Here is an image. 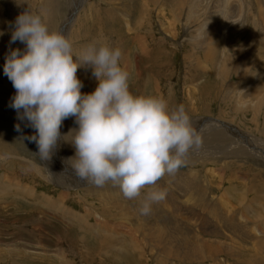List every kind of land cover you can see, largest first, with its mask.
I'll use <instances>...</instances> for the list:
<instances>
[{"label":"rangeland","instance_id":"374dc122","mask_svg":"<svg viewBox=\"0 0 264 264\" xmlns=\"http://www.w3.org/2000/svg\"><path fill=\"white\" fill-rule=\"evenodd\" d=\"M69 1L0 0V156L9 157L0 160V264H264V159L257 154L242 150L227 155L237 150L222 153L224 142L205 143V152L212 154L202 160L189 154L188 164L170 175L172 179L165 180V174L157 182L166 196L156 203L158 208L152 206L149 216L139 214V197L127 200L120 193L114 198L122 200L112 205L104 195H87L83 187L68 184V190L60 189L48 181L46 164H63L57 155L49 161L34 155L38 149L24 137L35 133L10 107L15 89L3 66L10 50L25 47L19 41L10 43L11 25L19 15L41 14L49 31H58L70 18ZM124 1L127 15L112 11L113 16L105 14L107 6L99 0L84 2L65 36L73 54L97 40L118 47L133 95L163 96L170 110L182 104L192 124L208 126V133L216 129L211 122L219 121L264 144V0L111 4L123 9ZM242 60L244 68L237 71ZM76 76L82 94L87 85L95 90L90 67L78 68ZM142 85L147 86L144 92ZM69 118L76 128L74 118ZM181 180H190L189 189ZM201 188L204 197L199 195ZM149 190L143 188L141 195ZM197 201L216 216L197 207ZM164 216L174 219L159 227L149 219Z\"/></svg>","mask_w":264,"mask_h":264},{"label":"clouds","instance_id":"9594fccd","mask_svg":"<svg viewBox=\"0 0 264 264\" xmlns=\"http://www.w3.org/2000/svg\"><path fill=\"white\" fill-rule=\"evenodd\" d=\"M11 27L10 43L19 41L25 47L10 50L3 72L15 89L10 107L35 130L24 137L36 144L34 155L46 161L58 141L70 143L75 154L68 160L75 176L95 187H118L127 200L141 197L148 187L138 212L149 216L152 206L166 196L157 182L186 166L190 150H199L203 143L184 106L170 110L163 96L133 95L118 47L97 40L74 55L67 37L49 31L42 15L29 11ZM85 66L97 81L89 94L81 93L76 76ZM69 117L77 127L62 136L60 128ZM15 128L21 131L18 124Z\"/></svg>","mask_w":264,"mask_h":264},{"label":"bare ground","instance_id":"6f19581e","mask_svg":"<svg viewBox=\"0 0 264 264\" xmlns=\"http://www.w3.org/2000/svg\"><path fill=\"white\" fill-rule=\"evenodd\" d=\"M86 0H70L69 1V5L70 6H68V7H70L68 10H69V13H70V18L68 19V21L67 22H64L63 21V24H62V26L61 27H59V29H58V31L59 32H61L64 36H66V34H67V32L68 31H70V28L72 27V25H74L75 24V20H74V17L76 16V15H78L79 13V11L78 10H80V9H82V7H83V5L85 4L84 2H85ZM100 2H101V4H104V5H106L107 6V9H108V12L107 13H105L106 15L107 14H111L112 16L114 15L113 14V12L112 11H114L115 13H117L118 15H123V14H125V15H127V13H128V11H126V10H128V7L125 5V2L126 1H124L123 2V5H124V7L125 8H121L122 6H121V4H119V6H118V4H111V1L112 0H99ZM108 1V2H107ZM150 1H152L153 2V0H150ZM55 7L56 8H58L59 6H58V4H56L55 5ZM88 7V6H87ZM86 7V8H87ZM198 7V6H197ZM194 8V7H193ZM44 9V8H43ZM197 9V8H196ZM143 12H145V11H143ZM68 13V12H67ZM97 14V13H96ZM146 14V13H145ZM145 14H144V16H145ZM88 19V18H87ZM94 19V17L92 18V20ZM122 19V18H121ZM123 19H126V17L125 18H123ZM77 20H78V16H77ZM126 23H127V21H126ZM77 24V23H76ZM82 25V24H81ZM86 25V23L84 24V25H82V26H85ZM210 28V27H209ZM120 34V33H119ZM138 40V39H137ZM140 42V41H139ZM141 50L142 51H144V47H143V45H141ZM255 52H257V51H255ZM143 53V52H142ZM248 53V52H247ZM254 53V52H253ZM249 56H250V53H249ZM248 57L246 56L245 57V61L246 60H248L247 59ZM250 58V57H249ZM243 61V62H242ZM241 62L239 61V63H238V66L240 67L241 65H245V61L244 60H242ZM239 67H237L238 68V70L237 71H240V70H242V68H244V66H241L240 67V69H239ZM244 70V69H243ZM254 70V69H253ZM247 72V71H246ZM245 72V73H246ZM259 73V75L261 76V73L260 72H258ZM139 74V76H140V73H138ZM251 75V74H250ZM138 76V77H139ZM250 77V76H249ZM245 79V78H244ZM253 79H255V77L253 78ZM259 79V78H258ZM242 82H243V80H242ZM252 83L254 84V82L252 81ZM262 84H264V83H261V85ZM85 86V85H84ZM94 85H87V86H85L84 87V90H83V92H84V94H89V93H92V90L94 89V87H93ZM143 86V87H142ZM141 87V89H142V92H144L146 89H147V86L146 85H142ZM258 85H252V87H254L253 89H255L256 90V92H258V95H260L259 94V89H258V87H257ZM136 87V86H135ZM138 87V86H137ZM89 89V93L87 92V89ZM206 88V87H205ZM137 89H139V88H137ZM136 89V90H137ZM246 89H249V88H246ZM264 89V85H263V87H262V89L261 90H263ZM144 90V91H143ZM155 91H156V87H155ZM158 91V90H157ZM156 91V93L158 94V92ZM264 91V90H263ZM12 92V91H11ZM140 92V91H139ZM261 93V92H260ZM12 95V94H11ZM15 95V94H14ZM13 97V96H12ZM255 98H256V95H255ZM259 99V98H258ZM260 100V99H259ZM4 103V102H3ZM10 108V107H9ZM172 108V107H171ZM13 109V108H12ZM173 109V108H172ZM70 118H68V119H65L64 121H63V123H62V127L60 128V132H61V135L63 136V135H66V134H68L69 133V131L71 130V129H74L73 128V126L71 125V123H70V120H69ZM26 122V121H25ZM206 122V121H205ZM194 125V127H196L197 129H200L201 130V135H206L205 137H202V141H203V145H202V149L200 148L199 150H190V153L189 154H193V155H195V157L196 158H200V157H203L204 158V156H208V155H210V154H212V152H205V143H208V144H210V142H224V144L226 145V147L224 148V150L222 151V153H225L227 150H229V149H234V150H237V151H230V152H228L227 153V155L229 154V155H238V153H242L241 151L242 150H246L245 152H247V153H254V154H257L259 157H261V158H263L264 159V151H263V149H264V144H263V142L262 141H259L258 139H256V138H254L253 136H250V135H247V134H242V133H240L239 131H238V129L237 128H235V127H233V126H230V125H227V124H224V123H221V122H219V121H214V122H211V125H215V131L211 134V133H208L207 131H206V127H208V126H204V127H198V126H196L195 125V123H193ZM204 124V123H203ZM77 126V125H76ZM31 130V129H30ZM33 131V133H35V130L34 129H32ZM219 132V135H217V133ZM224 134H226V135H228V136H224ZM208 135V136H207ZM23 136H25V135H23ZM252 137V138H251ZM64 140H70L71 139V137H64L63 138ZM228 140H230V143L228 142ZM221 142V143H222ZM244 143V145H242ZM33 144H35V143H33ZM35 147L37 148V146H36V144H35ZM243 147V148H242ZM247 147H250V149H251V151L249 150V149H247ZM204 148V149H203ZM208 150V149H207ZM222 150V149H221ZM210 151V150H209ZM213 151V150H212ZM240 151V152H239ZM244 152V153H245ZM218 153V152H217ZM74 154H75V150H74V148H73V146L70 144V143H67V142H64V141H58V144H57V147H56V149L54 150V152H53V154L52 155H54V156H59V158H60V160H61V162H62V167L61 168H59V166L60 165H58V167L57 166H55V168L53 167V166H49V165H47L46 164V166H45V168L47 169V171H48V173H49V177H48V181H51V182H53V184H55V185H57L58 187H60V189L62 188V189H66V188H70V186L68 185V184H71V185H74V186H76V187H79V188H81V187H83V188H85L86 189V193H87V195L88 194H90V195H96V194H94V192L95 193H97V194H99V195H104V196H106L107 198H108V200L109 201H112L111 203H112V205H114L116 202H118V201H121L122 199L121 198H118V199H115L114 198V195H120V193H121V191H119L120 189L118 188V187H114L113 185H109L108 187H106V186H104V187H102L101 189L100 188H98V187H95V186H93V185H90V184H88L87 182H85V181H81L77 176H75V174L73 173V171H72V169H71V164L73 163V161H71V160H68V158H70V157H73L74 156ZM215 155H216V152H215ZM214 155V156H215ZM226 155V154H225ZM53 156H51V158H52ZM201 159V158H200ZM202 160V159H201ZM46 161H49V160H46ZM57 161V160H56ZM52 162V161H51ZM192 162V161H191ZM195 162V161H194ZM47 163V162H46ZM50 163V162H49ZM24 164V163H23ZM52 164V163H51ZM56 164H58L57 162H56ZM28 166V165H27ZM37 172H38V174H41L40 173V171H38L37 170ZM173 178V176H170V175H167L166 176V178H165V180H168V179H172ZM54 181H53V180ZM69 181L68 183H65V182H63V181ZM178 180H180V179H178ZM190 180H181L180 182L182 183V184H184L183 186L184 187H186V188H188L189 189V187H190V184L188 183ZM179 182V181H178ZM60 184V185H59ZM18 185H19V183H18ZM196 186V185H195ZM73 187V186H72ZM94 188L96 191H94V190H90L89 191V188ZM183 187V188H184ZM199 188V187H198ZM76 189H78V188H76ZM202 190H200L199 191V195H201V196H203L204 197V195H205V193H204V191H203V188H201ZM66 190H68V189H66ZM91 191H93V192H91ZM64 193V192H63ZM25 195H27L26 193H24ZM29 194H30V192H29ZM122 194V193H121ZM89 195V196H90ZM121 196V195H120ZM123 197V196H122ZM142 197H143V195H141V197H139L137 200H136V203H139L140 202V199H142ZM99 198H103L102 196L101 197H99ZM106 198V199H107ZM113 199V200H112ZM197 199V198H196ZM200 201H201V199H199ZM50 201V200H49ZM48 201V202H49ZM102 200H100V202H101ZM116 201V202H115ZM198 202L197 201V203H196V206L197 207H204V211H206V210H208V211H210L211 210V208H208L207 206L208 205H204L203 203H201V202ZM61 202V201H60ZM123 202H125V201H123ZM111 203H110V205H111ZM195 203V202H194ZM206 203V202H205ZM107 206V204L106 205H102L101 204V207H106ZM154 206L156 207V208H158V205H156V204H154ZM223 206H224V204H223ZM211 207V206H210ZM203 209V208H202ZM221 210H222V208H221ZM212 211V210H211ZM210 211V212H211ZM212 213V212H211ZM221 215V214H220ZM212 216H216L214 213H212ZM147 218H149V217H147ZM149 219H153L154 220V222H156L157 224H155L153 221L151 222L152 224L154 223L155 225H163L164 224V222L166 223V224H170V222L174 219V217H171V218H169V217H166V216H164L163 218H158L157 220H155L153 217L152 218H149ZM217 221V220H216ZM218 221H219V219H218ZM175 222V221H174ZM141 224H143L144 226H148V227H152L153 225H151V224H149V221H142L141 222ZM155 225L153 226V228L155 227ZM141 226V225H140ZM143 226V227H144ZM160 226V227H161ZM175 226H178V224L175 222ZM159 227V226H158ZM156 228V227H155ZM178 229V228H177ZM150 230V232H152V230L151 229H149ZM156 231H157V229H156ZM181 231L182 232H184V233H186V234H190L191 233V231H189V230H184V229H181ZM179 232V231H178ZM154 234V233H153ZM182 234V233H181ZM178 235V234H177ZM185 235V234H184ZM183 235V236H184ZM215 236V235H214ZM187 237V236H186ZM228 239V238H227ZM233 239V238H232ZM235 239V238H234ZM233 239V240H234ZM156 241V240H155ZM232 241V240H231ZM264 241V240H263ZM233 242V241H232ZM188 244V243H187ZM186 245V244H185ZM177 246V245H176ZM236 246V245H235ZM178 247V246H177ZM188 247V246H187ZM193 248V247H192ZM187 249V248H186ZM197 249V248H196ZM198 249H200V248H198ZM188 250V249H187ZM190 250V249H189ZM194 251V250H193ZM119 252V251H118ZM174 252V251H173ZM177 251H175V253H176ZM182 252V251H181ZM184 252V251H183ZM192 252V251H191ZM198 252H199V250H198ZM198 252H196V253H198ZM185 253V252H184ZM187 253V252H186ZM195 254V253H194ZM176 255V254H175ZM176 257H177V255H176Z\"/></svg>","mask_w":264,"mask_h":264}]
</instances>
